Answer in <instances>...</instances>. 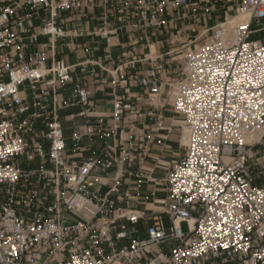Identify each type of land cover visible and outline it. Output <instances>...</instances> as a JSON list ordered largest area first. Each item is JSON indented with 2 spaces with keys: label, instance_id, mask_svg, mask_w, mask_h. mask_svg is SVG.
Masks as SVG:
<instances>
[{
  "label": "built area",
  "instance_id": "built-area-1",
  "mask_svg": "<svg viewBox=\"0 0 264 264\" xmlns=\"http://www.w3.org/2000/svg\"><path fill=\"white\" fill-rule=\"evenodd\" d=\"M217 1L225 15L235 9L232 17H243L229 40L220 36L226 17L174 51H186L184 68L169 79H161L162 55L128 60L126 51L109 71L113 124L104 126L101 117L98 126L74 131L68 150L59 105H81L75 118L90 117L92 104L74 75L86 63L69 65L59 41L68 48L86 37L111 42L123 27L134 50L154 33H168L172 17L215 10ZM66 13L70 27L60 23ZM138 63L148 65L143 74ZM73 83L60 100V87ZM134 85L149 89L146 115L158 122V98L172 99L187 136L182 158L153 179L168 198L147 217L143 236L141 214L120 194L154 140L138 139ZM95 136L112 143L79 160L83 140ZM112 167L113 184L101 195L94 186L107 183L96 173ZM170 240L177 243L164 254ZM0 264H264V0H0Z\"/></svg>",
  "mask_w": 264,
  "mask_h": 264
},
{
  "label": "crops",
  "instance_id": "crops-1",
  "mask_svg": "<svg viewBox=\"0 0 264 264\" xmlns=\"http://www.w3.org/2000/svg\"><path fill=\"white\" fill-rule=\"evenodd\" d=\"M204 5V4H202ZM218 8L212 11H200L198 14L188 13L187 17L180 18V15L172 17L170 20V30L168 33H154L151 37L150 44L139 42L133 50L129 42V28H119L117 34L111 42H107L105 38L86 37L80 40V46H66L64 40L59 41L58 53L61 58L69 65H75L85 62V68H77L74 70V75L82 85L88 89V96L92 106L89 108L90 117H75L72 114H77L82 110L81 105H69L62 108L59 105V117L65 128V135L68 137V150H72L71 136L74 131L84 132L88 125L98 126L100 118L103 117L104 126H111L114 92L111 85V74L109 71L116 70L126 57L128 60L132 58L131 54L140 58L145 54L162 55L158 60L159 64H163L161 79L175 78L183 73L184 63L182 54L175 55L174 51L179 52L185 50L188 42L198 36L202 31L211 29L218 22L223 21L226 17H231L235 14V9H232L226 15L223 11V3L217 1ZM217 13H219L217 15ZM216 16V17H214ZM102 14H98L95 20L86 23L87 27L92 29L100 19ZM212 22V23H210ZM60 23L65 26H72V15L64 14ZM211 33V32H209ZM177 39L179 41H177ZM132 50V51H131ZM130 51L128 54L124 53ZM134 51V52H133ZM126 58V59H127ZM99 64L106 68L101 69ZM140 68L139 74L145 72L148 67L146 63L137 64ZM127 68L126 71H129ZM131 70H134L131 69ZM73 84H67L60 87V100L71 95ZM119 92H123L119 90ZM149 89L146 87L134 85L131 87L129 94L130 100L136 105L137 113L140 114L133 119L137 128V135L140 141H145V135L151 134L154 140L149 144L147 155L141 164H137L131 170L133 175L126 174L123 185L120 188V194L131 196L130 207L137 210L142 218L139 221L141 236L145 233V228L150 222L147 217L159 214L161 205L158 202L168 198L167 190L164 186L157 185L153 179H160L166 173L175 161L182 158L185 151L184 136L177 125L178 117L173 110V100H168L165 95L158 98L157 104L162 105L160 109L163 119L158 122L157 118H151L146 115L147 110L151 108L148 101ZM39 128H44V122L37 123ZM112 143V139L100 138L95 136L93 143L89 139H84L82 142V152L79 160L99 153L105 143ZM121 145L125 144L123 141ZM117 168L112 167L106 172H97L104 177L106 185H95L94 189L100 191L101 195L106 194L113 184V177ZM139 175V176H137ZM150 176V177H149ZM164 216V215H163ZM175 240L165 242L161 247L164 254H169L172 247L176 245Z\"/></svg>",
  "mask_w": 264,
  "mask_h": 264
},
{
  "label": "bare ground",
  "instance_id": "bare-ground-1",
  "mask_svg": "<svg viewBox=\"0 0 264 264\" xmlns=\"http://www.w3.org/2000/svg\"><path fill=\"white\" fill-rule=\"evenodd\" d=\"M242 18L243 17H230V18H228L227 22H224L222 24V28H223L222 34L221 35L219 34V35L222 37L223 41L229 40V31H230V29L232 30V28L234 27V26H228V25L231 24V23H234V22L236 23V20H240ZM183 141L185 143L187 142V136L186 135L184 136V140ZM226 160H228V159H226ZM192 222H193V220H192Z\"/></svg>",
  "mask_w": 264,
  "mask_h": 264
},
{
  "label": "rangeland",
  "instance_id": "rangeland-1",
  "mask_svg": "<svg viewBox=\"0 0 264 264\" xmlns=\"http://www.w3.org/2000/svg\"><path fill=\"white\" fill-rule=\"evenodd\" d=\"M219 13H217V15H218ZM214 17H216V16H214ZM232 17V16H231ZM230 18V17H229ZM238 22V20H236V23ZM210 23H212V22H210ZM235 23V22H234ZM234 23H231V24H229L228 26H234L235 24ZM254 27H256V26H254ZM231 29H230V31H229V36L231 35ZM261 36H263V33H257V34H255L254 35V37L255 38H257V37H261ZM202 41V40H201ZM186 53V51H184L183 53H181L182 55L183 54H185ZM23 167L24 168H27L26 167V165H23ZM163 222H164V224H165V226L168 228L170 225H171V219H170V217L168 216V215H164L163 216ZM182 229H183V231L184 232H188V230H189V227H188V223L187 222H183L182 223Z\"/></svg>",
  "mask_w": 264,
  "mask_h": 264
}]
</instances>
